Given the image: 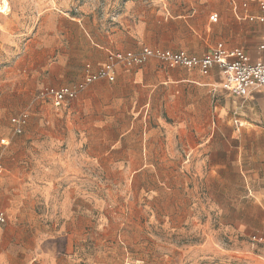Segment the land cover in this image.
Returning <instances> with one entry per match:
<instances>
[{"label":"rangeland","instance_id":"1","mask_svg":"<svg viewBox=\"0 0 264 264\" xmlns=\"http://www.w3.org/2000/svg\"><path fill=\"white\" fill-rule=\"evenodd\" d=\"M223 1L7 0L0 12L7 26L0 28V111L6 115L1 159L25 181L19 190L17 183L0 179L6 216L0 264H264V112H257L255 98L240 113L203 112L178 120L160 112H45L62 107L35 99L47 88L35 94L37 82L52 76L48 66L68 55L61 46L79 43L80 27L111 32L127 6L140 12L166 7L172 28L182 29L183 48H191L202 42L186 34L185 23ZM137 21L130 17L141 28L143 21ZM159 103L146 108L159 111ZM21 112L28 123L16 135L10 118ZM132 123L204 130L210 159L221 165L205 179L209 168L199 162L142 166L104 158L95 163L89 144L117 135L111 124ZM83 143L84 163H71L66 147ZM53 146L69 159L52 155ZM17 156L22 160L15 161ZM176 188L183 196L175 200L185 203L163 204L167 191Z\"/></svg>","mask_w":264,"mask_h":264},{"label":"crops","instance_id":"2","mask_svg":"<svg viewBox=\"0 0 264 264\" xmlns=\"http://www.w3.org/2000/svg\"><path fill=\"white\" fill-rule=\"evenodd\" d=\"M261 2L264 3V0H224L217 6H206L204 11L196 13L194 20L185 23L186 34L202 42L201 45L191 48H183L180 39L184 36L182 29L172 28V17L165 16L166 7L160 10L149 7L148 10L140 12V9L127 6V11L118 18V26L111 32L80 27L79 31L83 30L84 34L78 39L79 43L61 46V50L68 55L58 57L56 63L48 66L52 76L37 82L35 86L41 87L35 90V94L43 87L58 88L79 82L85 73L86 65H89L92 71L97 70L105 63L110 52H137L142 46L202 56L220 42L226 49H242L251 61L259 60L263 53L258 46L264 41V24L258 19L263 13L259 6ZM214 13L217 14L215 22L209 18ZM131 16L138 17L137 22L143 21L141 28L137 27V23L131 24ZM0 28L7 29L5 21L0 22ZM221 82L222 78L216 67L204 75L195 68L169 67L151 58L132 68L118 66L114 81L97 80L79 92L67 105L58 110L46 109L45 112H160L167 118L178 120L203 112L240 113L249 98L257 100V112H264V87L252 91L247 97H236L224 90ZM150 102H160L161 110L148 111L146 107ZM5 118V112L0 111V128L6 126ZM76 127L71 125L68 129L76 131ZM113 127L115 126L111 124L110 129H115L117 135H102L89 144L88 148L93 149L95 163L104 158H109V161L104 162L114 164L118 162V158H125L124 162L127 164L142 166H184L199 162L198 165H205V170L209 168L205 179L212 178L213 169L221 165L213 163L210 159L208 150L211 144L205 140L204 130H197L190 124L153 127L132 123L124 128ZM210 131L212 132V128ZM2 140L4 138H1ZM84 146L83 143L71 148L66 147L70 149V154L73 153V157L70 156L73 159L71 163H84L82 160H85V153L80 151ZM3 149L0 145V156ZM52 149H56L55 152L52 151V155H57L58 159H69L68 152L60 153L59 147L55 146ZM73 149L76 151H72ZM249 155L254 156L256 153ZM14 160L21 161L22 156H17ZM64 162L65 160H61V163ZM2 165L3 173L0 179L17 183V188L21 190L25 179L20 170L9 169L5 159H2ZM182 196V192L177 188L168 190L165 195L166 202L162 203L182 205L185 201L175 200ZM1 207L3 206L0 205V210Z\"/></svg>","mask_w":264,"mask_h":264},{"label":"built area","instance_id":"3","mask_svg":"<svg viewBox=\"0 0 264 264\" xmlns=\"http://www.w3.org/2000/svg\"><path fill=\"white\" fill-rule=\"evenodd\" d=\"M262 15L258 18L264 24V3H260ZM210 20L215 22L217 14H212ZM252 19V18H250ZM258 49L263 57L251 61L240 48L226 49L222 43L202 56L190 55L184 51L151 48L142 46L139 51H116L107 55L105 63L95 71L89 65L85 66V73L79 82L58 88L47 87L37 93L35 99L47 98L55 108L63 107L74 100L79 92L97 80L112 82L115 80V70L118 66L132 68L145 63L148 59H156L169 67L182 66L195 68L201 74H209L212 68H218L222 78V88L236 97H247L252 91L264 87V41ZM28 123V114L21 112L10 118L13 134H21ZM3 142V140H2ZM3 172L0 156V173ZM5 213L0 210V225L5 224Z\"/></svg>","mask_w":264,"mask_h":264},{"label":"bare ground","instance_id":"4","mask_svg":"<svg viewBox=\"0 0 264 264\" xmlns=\"http://www.w3.org/2000/svg\"><path fill=\"white\" fill-rule=\"evenodd\" d=\"M8 6H9V5H8L7 0H0V12L3 11V10H2L3 8L6 9Z\"/></svg>","mask_w":264,"mask_h":264}]
</instances>
